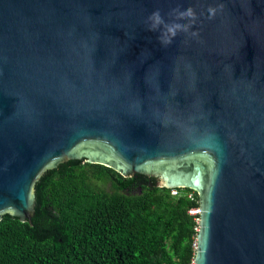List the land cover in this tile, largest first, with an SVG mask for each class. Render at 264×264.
I'll return each instance as SVG.
<instances>
[{"label":"water","instance_id":"95a60500","mask_svg":"<svg viewBox=\"0 0 264 264\" xmlns=\"http://www.w3.org/2000/svg\"><path fill=\"white\" fill-rule=\"evenodd\" d=\"M70 159L196 190L194 264H264V0H0V221Z\"/></svg>","mask_w":264,"mask_h":264},{"label":"trees","instance_id":"16d2710c","mask_svg":"<svg viewBox=\"0 0 264 264\" xmlns=\"http://www.w3.org/2000/svg\"><path fill=\"white\" fill-rule=\"evenodd\" d=\"M70 159L34 186L33 224L0 221V264H193L199 193Z\"/></svg>","mask_w":264,"mask_h":264},{"label":"clouds","instance_id":"9594fccd","mask_svg":"<svg viewBox=\"0 0 264 264\" xmlns=\"http://www.w3.org/2000/svg\"><path fill=\"white\" fill-rule=\"evenodd\" d=\"M223 4L217 8L209 7V19H214L218 10H222ZM169 20H165L160 9L153 11L145 20L148 25V30L159 32L158 40L164 46H168L173 42V39L181 32L188 34L190 37L198 38L199 31H193V26L197 23L199 16L193 7L181 9L179 6L171 9L168 12Z\"/></svg>","mask_w":264,"mask_h":264},{"label":"built area","instance_id":"2783aa9c","mask_svg":"<svg viewBox=\"0 0 264 264\" xmlns=\"http://www.w3.org/2000/svg\"><path fill=\"white\" fill-rule=\"evenodd\" d=\"M173 193H177V191L174 190ZM199 212H200L199 208H194V209L191 210V213H192V214H199ZM194 245L197 246V242H195ZM193 264H194V263H193Z\"/></svg>","mask_w":264,"mask_h":264},{"label":"flooded vegetation","instance_id":"af4514ba","mask_svg":"<svg viewBox=\"0 0 264 264\" xmlns=\"http://www.w3.org/2000/svg\"><path fill=\"white\" fill-rule=\"evenodd\" d=\"M158 183H159V179H158Z\"/></svg>","mask_w":264,"mask_h":264},{"label":"rangeland","instance_id":"374dc122","mask_svg":"<svg viewBox=\"0 0 264 264\" xmlns=\"http://www.w3.org/2000/svg\"><path fill=\"white\" fill-rule=\"evenodd\" d=\"M175 190V189H174Z\"/></svg>","mask_w":264,"mask_h":264}]
</instances>
